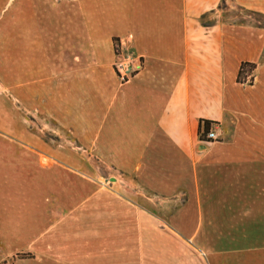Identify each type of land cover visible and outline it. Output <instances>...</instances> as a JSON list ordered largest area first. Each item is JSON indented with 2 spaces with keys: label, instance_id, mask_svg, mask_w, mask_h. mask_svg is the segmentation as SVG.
I'll return each mask as SVG.
<instances>
[{
  "label": "crops",
  "instance_id": "1",
  "mask_svg": "<svg viewBox=\"0 0 264 264\" xmlns=\"http://www.w3.org/2000/svg\"><path fill=\"white\" fill-rule=\"evenodd\" d=\"M219 1L81 0V21L101 30L88 44L94 65L78 54L69 67L61 49L51 69V35L23 33L15 80L42 86L43 114L87 148V161L44 142H4L50 159L0 157V192L60 207L64 174L85 164L92 188L64 215L41 218L50 239L35 264H264V29L203 27L197 18ZM236 2L264 14V0ZM112 38L132 57L124 83L109 65ZM243 63L255 66L251 84L237 82ZM12 106L0 97V133L11 138L20 132ZM202 121L217 125L216 141L199 140ZM131 183L150 196H129ZM179 193L166 219L144 208Z\"/></svg>",
  "mask_w": 264,
  "mask_h": 264
},
{
  "label": "rangeland",
  "instance_id": "2",
  "mask_svg": "<svg viewBox=\"0 0 264 264\" xmlns=\"http://www.w3.org/2000/svg\"><path fill=\"white\" fill-rule=\"evenodd\" d=\"M80 3L81 0H0V97L2 96L6 101L7 109H10V105L13 104L12 107L15 110L13 113L20 130L19 135L17 134L16 137L12 138L0 133V157L15 158L16 160L21 158L27 160L50 159V157L40 154L39 151L30 152L29 148L20 144L5 145V143H19L20 138H22L23 143L44 142L53 149L58 148L63 152L74 153V155L79 156L77 159L80 165L82 162L86 163L87 148L80 146L69 132L60 130L43 114L42 100L38 99V95L42 92V86L30 87L25 83L17 84L15 78L18 73H15L13 61L16 57L17 43L21 40L23 33L29 34L33 27L34 31L42 33L44 36L51 35L49 47L54 55L50 62L51 69H54L55 59L59 53L57 51L61 49H64L65 52L68 50L67 53L71 58L68 61L69 67L72 64L71 60L78 54L84 57L86 66L94 65L93 53L88 49V44L90 43L89 40L98 34L97 31L101 30L94 25H88L87 19L84 21L86 25L83 24ZM250 12L255 11L242 8L236 0H221L217 10L212 13H205L197 20L203 27H209L216 23L255 27L259 25L257 21L264 22L263 19L249 14ZM99 37L101 39L97 43L99 45L98 51L105 61V33L103 32ZM111 46L114 61H111L109 65L116 72L113 65L116 62V57L121 53L130 54V51L126 47L125 41L117 38H112ZM67 58L66 56L63 60L64 64ZM86 166L85 164L76 172L72 170L71 173L64 174V180L67 181L62 188L60 207L40 205L37 195L32 192L14 191L7 194L0 192V264H35L33 259L36 249L41 250L42 242L50 239L49 237L47 239L41 237V230L44 228L40 222L41 218L44 215H53L54 213L64 215L71 200L78 204L82 199L80 195L92 192L87 180L88 170ZM99 173L103 175V172ZM101 177V184L110 183L108 178ZM118 178L126 180L122 176H118ZM74 182L76 183L74 186L68 184ZM71 187H75V191L79 195L77 198L70 197L73 192ZM129 196L142 198L150 195L141 189H133L131 183ZM182 200L183 197L179 193L174 201L168 200L167 203L157 201L156 204H148L144 208L150 209L156 215L166 219L178 209L179 206L177 205ZM193 242L192 240V244ZM171 246H174L173 239H171Z\"/></svg>",
  "mask_w": 264,
  "mask_h": 264
},
{
  "label": "built area",
  "instance_id": "3",
  "mask_svg": "<svg viewBox=\"0 0 264 264\" xmlns=\"http://www.w3.org/2000/svg\"><path fill=\"white\" fill-rule=\"evenodd\" d=\"M132 57L131 54L121 53L116 57V62H114V68L116 70L117 80L119 83H124L133 74V69L131 67ZM249 80V77H247ZM219 129L216 124H211L208 131L203 134V142L211 143L218 139Z\"/></svg>",
  "mask_w": 264,
  "mask_h": 264
},
{
  "label": "trees",
  "instance_id": "4",
  "mask_svg": "<svg viewBox=\"0 0 264 264\" xmlns=\"http://www.w3.org/2000/svg\"><path fill=\"white\" fill-rule=\"evenodd\" d=\"M249 14L254 15L256 18H261L264 20V15H260L255 12H250ZM257 22L259 25H256L255 27L258 29H264V22H260V21H257ZM253 69H255V66L254 64H251V63H243L242 65H240L238 76H237V82L251 84L253 82V76L251 75ZM247 77H249V80H247ZM210 124L211 123L208 121H202L199 124L198 137L200 141L202 142L204 141L203 134H205L208 131Z\"/></svg>",
  "mask_w": 264,
  "mask_h": 264
}]
</instances>
